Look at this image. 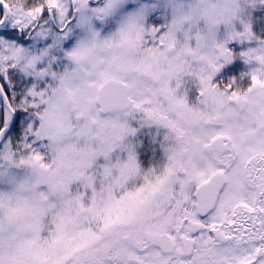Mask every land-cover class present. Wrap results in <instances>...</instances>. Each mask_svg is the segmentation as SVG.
<instances>
[{
  "label": "snow or ice",
  "instance_id": "6c2138e0",
  "mask_svg": "<svg viewBox=\"0 0 264 264\" xmlns=\"http://www.w3.org/2000/svg\"><path fill=\"white\" fill-rule=\"evenodd\" d=\"M145 18L129 0H0V264H264V107L233 78L210 112L192 109L131 42ZM228 42L213 86L236 55L252 63ZM145 126L166 133L147 172L130 143Z\"/></svg>",
  "mask_w": 264,
  "mask_h": 264
},
{
  "label": "clouds",
  "instance_id": "9594fccd",
  "mask_svg": "<svg viewBox=\"0 0 264 264\" xmlns=\"http://www.w3.org/2000/svg\"><path fill=\"white\" fill-rule=\"evenodd\" d=\"M130 3V0H129ZM258 4H264V0H135L137 8L144 7L146 18L142 19L139 27L142 29V39L138 42L135 33L129 37L134 45L141 48L142 53L158 58L153 67V72L160 78V83L169 81L173 90L179 88L178 96L185 98L187 104L197 112H210L212 108L213 88L221 92L226 90L227 83L223 80L216 81L215 86L208 81L211 73L208 71L210 62L214 60L215 49L223 46L235 36L243 35L260 41L258 46L247 49V58L252 61L249 76L255 75L259 81L249 86V83L236 81L235 91L241 96L249 97L250 101L264 107V38L257 36L247 22L243 20L246 14ZM161 9L162 22L156 23L152 19L154 9ZM236 21L243 23L242 29L235 27ZM119 20H114L106 26L105 35L114 33L119 27ZM221 26H224L221 32ZM164 28L162 34L165 46L153 47L149 44L151 35L157 29ZM118 41V38H117ZM140 58L139 56L137 57ZM200 77H203L201 81ZM186 85L187 87H181ZM203 87V97L199 95ZM137 127L145 119L141 112L137 111L132 117ZM73 126L81 124L75 114H71ZM161 155L157 160H150L145 164L139 156V137L131 140L135 145V154L141 169L147 172L152 168H159L165 163V153L162 145L166 133L163 129H156ZM120 154L117 153L116 156ZM126 153L124 156L126 157ZM0 163H3L0 161ZM103 165V161H101ZM17 176H23L21 168L16 170ZM139 178L130 183L134 187ZM9 185L0 178V191H7ZM73 191L83 192L82 188L73 185Z\"/></svg>",
  "mask_w": 264,
  "mask_h": 264
},
{
  "label": "trees",
  "instance_id": "16d2710c",
  "mask_svg": "<svg viewBox=\"0 0 264 264\" xmlns=\"http://www.w3.org/2000/svg\"><path fill=\"white\" fill-rule=\"evenodd\" d=\"M162 11V10H161ZM224 26H221V32L223 31ZM256 35L264 38V30L261 31L259 28L256 29ZM235 52L238 53V48L235 49ZM236 62L234 65V68L232 70H226L224 68H221L215 75V80L220 81L223 80L225 82H228L227 76L232 75V73L239 74V71L241 70V61L239 59V55L235 56ZM240 82H246V77L242 80L240 77L237 78ZM6 83V82H5ZM22 122L23 117H17V120L15 122V125L12 129V131L7 136L8 138H11L15 140L17 137L21 136L23 134V128H22ZM139 140H140V147H139V156L140 159L147 164L150 160L154 161L156 159H159L161 155V148L159 144L152 143L154 138H158L156 135V129L155 127H149L145 126L142 131L139 134Z\"/></svg>",
  "mask_w": 264,
  "mask_h": 264
},
{
  "label": "rangeland",
  "instance_id": "374dc122",
  "mask_svg": "<svg viewBox=\"0 0 264 264\" xmlns=\"http://www.w3.org/2000/svg\"><path fill=\"white\" fill-rule=\"evenodd\" d=\"M130 3L134 4L135 3V0H130ZM152 19L156 23L157 22L158 23L162 22L161 9H159V8L154 9V11L152 13ZM243 20L249 24V26L251 27V29H252L253 32L255 31V28H259L261 31H263L264 30V4H258V5H256L251 10L250 14H246V16L243 17ZM234 23H235V27L237 29H242L243 23L241 21H236ZM234 40H237L238 43L239 42H241V43H243V42H251V40H247V39H234ZM259 43H260V41L256 40L255 45H251L252 44L251 43L249 46H247L246 49H248L250 47H256V46H258ZM246 49L240 48L239 50L241 52V51L246 50ZM241 58H243V57H241ZM249 67H250V65H248V67H246L247 68L246 69L247 71L249 70ZM233 78L237 79L236 77H230V78H228V81H230ZM152 143L159 144L158 143V138H156L155 141H153Z\"/></svg>",
  "mask_w": 264,
  "mask_h": 264
},
{
  "label": "flooded vegetation",
  "instance_id": "af4514ba",
  "mask_svg": "<svg viewBox=\"0 0 264 264\" xmlns=\"http://www.w3.org/2000/svg\"><path fill=\"white\" fill-rule=\"evenodd\" d=\"M23 39L26 41L27 40V37L25 36V37H23ZM253 40H255V39H252L251 40V42H243V43H241L240 45H239V47L240 48H244V49H246L247 48V46H249L251 43V45H255V42L253 41ZM232 46V49L233 48H237L238 46H237V44H233V45H231ZM239 48V49H240ZM235 51V50H234ZM240 52V50H238V53ZM234 59V64L231 66V67H227L226 66V64H224L223 65V68L224 69H226V70H232L233 68H234V65H235V57L233 58ZM239 59H240V61H241V70L239 71V74H235L234 75V73H232V75H228L227 76V80H228V78H230V77H236V78H238V77H240V79H244L245 77H244V75L243 74H245L246 73V67H248V63H246V61L243 59V58H241V56H239ZM152 127H155V126H152ZM156 129V128H155ZM156 138H154V140H155Z\"/></svg>",
  "mask_w": 264,
  "mask_h": 264
},
{
  "label": "water",
  "instance_id": "95a60500",
  "mask_svg": "<svg viewBox=\"0 0 264 264\" xmlns=\"http://www.w3.org/2000/svg\"><path fill=\"white\" fill-rule=\"evenodd\" d=\"M234 44V41L230 42V45H233ZM234 64V59H232L230 62L226 63V66L227 67H231L232 65ZM16 119H14V122L12 124L9 125V128L7 130V135L11 132V130L13 129L14 125H15V122H16Z\"/></svg>",
  "mask_w": 264,
  "mask_h": 264
}]
</instances>
